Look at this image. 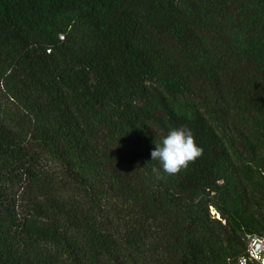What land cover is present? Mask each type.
Wrapping results in <instances>:
<instances>
[{
  "label": "trees",
  "instance_id": "1",
  "mask_svg": "<svg viewBox=\"0 0 264 264\" xmlns=\"http://www.w3.org/2000/svg\"><path fill=\"white\" fill-rule=\"evenodd\" d=\"M181 125L203 155L158 178ZM251 233L264 0H0V264H233Z\"/></svg>",
  "mask_w": 264,
  "mask_h": 264
},
{
  "label": "clouds",
  "instance_id": "2",
  "mask_svg": "<svg viewBox=\"0 0 264 264\" xmlns=\"http://www.w3.org/2000/svg\"><path fill=\"white\" fill-rule=\"evenodd\" d=\"M203 155V148L195 142L194 133L187 125L171 128L151 151V160L157 161L159 168L152 171L160 177L161 170L166 175H176L187 169Z\"/></svg>",
  "mask_w": 264,
  "mask_h": 264
},
{
  "label": "built area",
  "instance_id": "3",
  "mask_svg": "<svg viewBox=\"0 0 264 264\" xmlns=\"http://www.w3.org/2000/svg\"><path fill=\"white\" fill-rule=\"evenodd\" d=\"M264 264V235L259 233L248 234L247 248L244 254L239 255L233 264Z\"/></svg>",
  "mask_w": 264,
  "mask_h": 264
},
{
  "label": "rangeland",
  "instance_id": "4",
  "mask_svg": "<svg viewBox=\"0 0 264 264\" xmlns=\"http://www.w3.org/2000/svg\"><path fill=\"white\" fill-rule=\"evenodd\" d=\"M7 186H8V184H7ZM8 187H9L8 192H10V194H12V196L16 195L17 187L15 185H9Z\"/></svg>",
  "mask_w": 264,
  "mask_h": 264
}]
</instances>
